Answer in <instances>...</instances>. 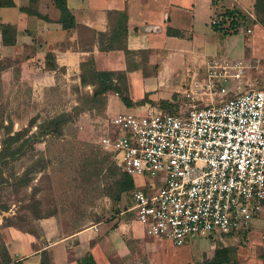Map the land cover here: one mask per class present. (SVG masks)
Masks as SVG:
<instances>
[{
    "label": "crops",
    "instance_id": "0c3cea01",
    "mask_svg": "<svg viewBox=\"0 0 264 264\" xmlns=\"http://www.w3.org/2000/svg\"><path fill=\"white\" fill-rule=\"evenodd\" d=\"M10 1L12 8H0V24L12 28L14 44L4 47L0 43V60L20 61L16 65L18 79H29L34 90L54 86V79L79 87L80 65L86 63L96 73L125 74L128 100L132 104L144 102L126 107L114 93H106L104 130L114 115L139 114L146 107L175 114L183 102L185 76H202L207 60L240 61L246 82L264 85V29L255 21V0H65L72 19L69 29L58 22L60 13L50 0ZM229 11L246 18L249 35H225L210 26L213 17ZM115 14L124 15V48L133 53L127 57L109 38L119 27ZM109 44L113 46L107 49ZM131 180L133 186L147 182L141 177ZM127 199L126 208L108 221L72 232L65 233L52 217L36 219L32 231L3 229L0 264H77L85 255H90L94 264H113L130 256L129 249L134 250V256L144 255L146 264H175L148 256L155 247H175L164 240L146 238L132 214L125 211L130 207L128 195ZM262 215L264 211L243 232L245 242L234 252L236 264H264ZM199 242L200 257L183 264L210 257L209 249H214L215 242Z\"/></svg>",
    "mask_w": 264,
    "mask_h": 264
},
{
    "label": "built area",
    "instance_id": "2783aa9c",
    "mask_svg": "<svg viewBox=\"0 0 264 264\" xmlns=\"http://www.w3.org/2000/svg\"><path fill=\"white\" fill-rule=\"evenodd\" d=\"M245 22L229 11L209 24L244 37ZM244 70L240 61L207 60L202 76H185L175 114L146 107L106 122L99 148L123 174L147 181L133 186L125 210L146 238L213 245L264 211V87L247 83Z\"/></svg>",
    "mask_w": 264,
    "mask_h": 264
},
{
    "label": "rangeland",
    "instance_id": "374dc122",
    "mask_svg": "<svg viewBox=\"0 0 264 264\" xmlns=\"http://www.w3.org/2000/svg\"><path fill=\"white\" fill-rule=\"evenodd\" d=\"M260 18L264 21V13ZM19 62L16 58L0 60V147L5 129L9 136L24 131L23 139L29 138L21 154L1 167L0 255L1 231L7 227L32 231L36 219L52 217L67 233L104 223L128 205L125 194L119 195L118 202L112 199L122 172L97 144L105 117L103 105L86 100L92 88L54 79V86L34 90L29 79H18ZM61 114L69 120L58 136H36L40 124ZM260 219L264 220V215ZM244 242V235H238L228 237L224 245L234 252ZM220 245L216 241L214 249ZM201 249V242L194 240L183 247H155L148 256L183 264L199 258ZM129 251L130 256L113 264H146L144 255L134 256V250Z\"/></svg>",
    "mask_w": 264,
    "mask_h": 264
},
{
    "label": "trees",
    "instance_id": "16d2710c",
    "mask_svg": "<svg viewBox=\"0 0 264 264\" xmlns=\"http://www.w3.org/2000/svg\"><path fill=\"white\" fill-rule=\"evenodd\" d=\"M51 3L58 9L60 13L59 23L64 29H69L72 26V19L66 9L65 0H50ZM13 4L10 0H0V8H12ZM20 11L28 12L29 14L36 15L33 11L20 9ZM254 11L256 14V22L264 29V21L260 15L264 13V0H255ZM239 13V12H236ZM226 14V13H225ZM117 16V24L119 25L116 34L110 33V41H114L119 48L124 52L127 57L133 53H129L124 48V39L126 37V30L123 25L124 15L115 14ZM0 43L4 47H9L14 44V31L10 26L0 24ZM113 44H109L107 49L112 48ZM47 58V57H46ZM49 68H54L53 65H48ZM80 86L90 85L92 88L91 95L87 100L89 103H100L104 106V95L106 93H114L120 99L122 104L126 107L138 105L144 101L132 104L126 96L125 74L124 73H96L90 69L89 63L80 65ZM69 120L68 115H57L54 118L40 124L37 127V137H44L47 135L58 136L61 127ZM32 124V123H31ZM9 131L5 129L3 132L4 140L1 142L0 147V172L1 167L8 161L13 160L16 156L20 155L25 147L29 138L23 139L24 131H18L9 136ZM19 143L16 147L11 148V145ZM27 183L24 184V186ZM117 190L112 199L114 202L119 201V195L128 193L133 189V183L130 177L121 173L118 181L116 182ZM243 235V233L231 234L230 236ZM220 246L216 247L210 257H203L200 262L195 264H236L234 259V252L230 247L224 245V241H219ZM77 264H94L90 255H85L80 259Z\"/></svg>",
    "mask_w": 264,
    "mask_h": 264
}]
</instances>
